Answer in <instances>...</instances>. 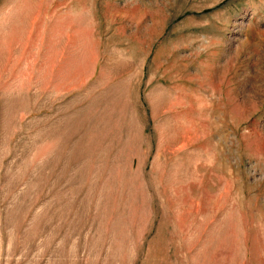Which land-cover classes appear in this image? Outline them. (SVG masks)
<instances>
[{"label": "rangeland", "instance_id": "obj_1", "mask_svg": "<svg viewBox=\"0 0 264 264\" xmlns=\"http://www.w3.org/2000/svg\"><path fill=\"white\" fill-rule=\"evenodd\" d=\"M0 264H264V0H0Z\"/></svg>", "mask_w": 264, "mask_h": 264}]
</instances>
